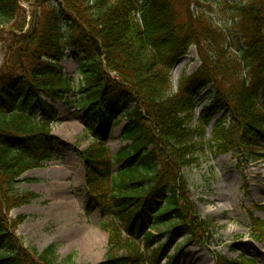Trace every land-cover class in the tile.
<instances>
[{"label": "trees", "instance_id": "trees-1", "mask_svg": "<svg viewBox=\"0 0 264 264\" xmlns=\"http://www.w3.org/2000/svg\"><path fill=\"white\" fill-rule=\"evenodd\" d=\"M200 2L0 0V39L7 50L0 70V264H77L75 253L59 259L57 243L28 251L6 215L40 197L16 187L37 180L21 177L41 167L59 142L52 134L54 102H68L71 93L93 136L80 152L85 212L89 216L98 206L110 234L107 259L99 264H159L182 229L189 230L187 245L208 242L215 226L186 209L180 169L194 164L205 145L254 159L261 152L264 0L235 6L234 22L245 40L242 54L231 50L226 31L210 16L192 10ZM192 46L201 64L181 78L175 92L170 71ZM69 48L83 56L77 88L61 65ZM206 97L210 105L194 125L195 108ZM121 114L127 121L122 137L130 143L113 154L107 140ZM160 224L166 231H149ZM250 228L254 239H264V219L254 217ZM165 234V242L156 245ZM177 257L165 264H176ZM245 262L254 260L244 255L240 261L216 260Z\"/></svg>", "mask_w": 264, "mask_h": 264}, {"label": "rangeland", "instance_id": "rangeland-1", "mask_svg": "<svg viewBox=\"0 0 264 264\" xmlns=\"http://www.w3.org/2000/svg\"><path fill=\"white\" fill-rule=\"evenodd\" d=\"M243 1L201 0L192 6V10L206 13L226 31L229 47L238 54L243 53L245 40L236 28L234 10ZM28 28L29 25L25 31ZM5 44L0 39V70L7 57ZM82 61L83 56L75 48H69L61 62L76 88L82 81L79 73ZM200 64L197 48L192 46L170 71L175 92L179 90L181 78L192 75ZM206 91V88L203 89L197 98ZM67 101L54 102L58 116L52 124V134L59 142L53 146L41 167L28 170L21 177L22 180H37H23L16 187L18 193L33 191L40 197L29 204L6 210V215L28 251L39 253L50 244L57 243L59 259L75 253L77 264H99L107 259L110 234L101 225L98 208L89 216L85 214L86 172L80 155L93 142V136L85 127L84 109L74 105L75 94L71 93ZM209 105L208 98L199 102L194 111V125L199 124L201 112ZM198 108L200 112L197 114ZM120 120L121 124L114 127L107 140L113 154L130 143L122 137L127 123L124 115L121 114ZM215 121L206 129L207 137H211ZM260 151L254 159L240 153H220L205 145L203 151L196 154L194 164L180 169V192L186 209L196 212L200 220L206 219L215 227L209 234L208 242L201 245H187L189 230L182 229L159 264H164L166 257L174 255L179 249L178 264H216L218 256L239 261L242 255L255 258V264H264V239H254L250 230L251 215L264 218V208L261 207L264 204V149ZM126 227V224L122 227L125 232ZM166 229V225L160 224L149 231L160 233ZM124 231L122 233L126 234ZM166 239L167 234L155 244Z\"/></svg>", "mask_w": 264, "mask_h": 264}, {"label": "bare ground", "instance_id": "bare-ground-1", "mask_svg": "<svg viewBox=\"0 0 264 264\" xmlns=\"http://www.w3.org/2000/svg\"><path fill=\"white\" fill-rule=\"evenodd\" d=\"M174 80L176 81V76H174ZM197 110H199V111H197V114L200 112V108H198Z\"/></svg>", "mask_w": 264, "mask_h": 264}]
</instances>
